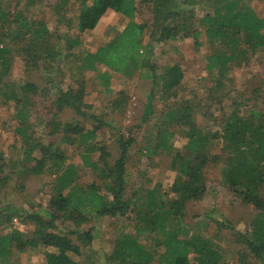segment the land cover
Instances as JSON below:
<instances>
[{"label":"trees","instance_id":"trees-1","mask_svg":"<svg viewBox=\"0 0 264 264\" xmlns=\"http://www.w3.org/2000/svg\"><path fill=\"white\" fill-rule=\"evenodd\" d=\"M78 1L80 8L75 24L79 34L93 30L101 18L110 13L124 15L129 22L94 53L80 57L74 52L80 44L78 38L68 34L53 37L44 22H29L20 13L9 14L0 6V43L8 40L16 47L26 73L42 68L46 71L49 67L55 68L58 73L60 65L70 61L77 64L79 73L96 70L97 64L123 76L147 68L151 72L147 77L158 89L155 93L152 90L148 96L146 113H152L151 105L156 93L163 99H178L184 79L179 63L164 67L157 78L153 72L154 66L149 63L152 41L165 44L187 39L193 42L194 47H199L204 39L209 46L204 66L214 82L209 90L211 97L225 89L224 80L233 65L246 63L249 53L264 50V18L259 17L245 0ZM60 2L55 5L56 10L60 8ZM202 4L208 8L197 18L193 7ZM139 7L145 8L149 15L147 20L140 23L134 21L137 14H142ZM14 25L17 27L11 31ZM145 30H148L149 43H144ZM62 39L64 47L61 52L58 43ZM8 47L6 44L4 48L0 45V66L4 70L8 63ZM83 84L80 83L76 90L57 87L58 97L54 101L56 113L70 108L76 114L86 116L81 104ZM7 87L9 89L10 86ZM36 89V85L29 82L20 87L11 85L4 97L6 101L11 100L26 107ZM121 96L122 93L119 94ZM231 105V111L223 117L220 129L214 133L200 130L191 121L192 115L200 112L198 105L177 100L166 110L164 117L168 124L175 123L178 132L187 138L184 154H172L170 139L174 133L168 129L159 130L154 143L153 149L170 157L172 169L182 178L170 187L176 197L167 203L160 194L159 185L150 190L136 191L125 199V164L128 149L134 143L133 138L125 141L121 137L118 140L120 152L111 164L108 149L97 143L98 131L102 127L108 128V124L93 116H89L94 120L90 129L70 123L60 129L59 124H53L51 133L61 131L62 141L79 147L83 164L89 169L99 170V179L104 187L97 182L86 186L77 183L76 169L72 165H63V154L51 143H37L30 147L27 158L31 157L30 151L33 150H38V155L30 158L34 164L29 172L38 175L50 163V167L57 168L59 173L56 191L46 210L26 215V219L35 225L31 237L16 231L0 235V261L7 263L13 251L40 248L44 264H74L70 254L80 255L81 249L91 244L93 234L91 230L73 231L76 237L73 240L59 233L55 225L57 221L69 222L79 228L94 218H127L129 215L133 232L120 235L114 241L113 249L107 256L108 264H155V261L156 264H228L224 260L225 249L213 241L218 230H213L209 239L190 234L180 226L187 203L204 198L207 191L205 170L214 166L219 170L221 185L235 194L242 204L251 205L254 213L247 232L240 233L224 223H219L217 227H230L236 237L235 242L245 246L246 250L239 252V264H264V107H254L241 114L236 103ZM25 138L28 140V137ZM210 144L218 145L219 152L210 149ZM96 152L99 155L93 160ZM2 180L0 178V182ZM102 188H106V193ZM169 218L179 225L176 229L166 227Z\"/></svg>","mask_w":264,"mask_h":264},{"label":"rangeland","instance_id":"rangeland-1","mask_svg":"<svg viewBox=\"0 0 264 264\" xmlns=\"http://www.w3.org/2000/svg\"><path fill=\"white\" fill-rule=\"evenodd\" d=\"M58 1L0 0V6L9 14L20 13L21 17L29 22H44L53 37L68 34L78 38L80 44L74 52L80 57L94 53L98 47L122 31L129 22L124 15L110 13L104 15L93 30L79 34L75 24L80 8L79 1L60 0L61 6L56 10L55 5ZM135 1L141 2V0ZM245 2L259 17L264 18L263 1L245 0ZM207 8L204 4L194 6L196 17L199 18ZM139 9L142 14H137L134 21L140 23L147 20L149 15L145 8L139 7ZM16 27L17 25H14L10 30L14 31ZM147 33L148 30H145L144 43H149ZM202 40L199 47H194L193 42L187 39L165 44L151 42L153 48L149 53V63L154 66L153 72L157 78L162 74L164 67L174 63H179L184 73L178 99H163L156 93L151 105L152 113H146L148 96L152 90L155 93L158 86H154L152 79L147 77L151 74L147 68L123 76L97 64L96 70L79 73L77 64L70 61L71 63L61 64L58 73L53 67H49L46 71L42 68L40 71L32 70L31 73H26L22 57L16 51V47L8 40L0 43L3 48L5 44L9 46V53L6 54L8 57L6 70L0 66V166L2 167L0 178L3 179L0 182V235L16 231L31 237L35 225L26 219V215L41 209L46 210L50 198L55 194L56 179L59 175L57 168L50 167V163H47L40 174L29 172V168L34 164L30 158L36 157L38 150L30 151V158H27V154L29 148L37 143L43 145L51 143L53 148L58 149L64 157L63 165H72L76 169L77 183L80 185L86 186L97 182L104 187L99 179V170L89 169L83 164L79 147L62 141L61 131L56 134L51 133L53 124H59L60 129L67 123L90 129L94 125V120L89 116L96 117L109 125L108 128L102 127L98 131L97 143L106 146L111 154L109 158L111 164L120 152L118 140L121 137L125 141L129 137L134 139V143L128 149V160L125 164V199L136 191L150 190L159 185L164 202L173 200L176 196L171 192L170 187L176 180L182 178L172 169L170 157L153 149L154 143L158 131L168 129L174 133L170 139L172 154L176 152L184 154L187 138L178 132L175 123L168 124L164 117L166 110L177 100L198 105L200 112L194 113L191 121L200 130L214 133L220 129L223 117L231 111L232 103L238 105L237 110H240L241 114L254 107H264V50L256 54L249 53L246 63L233 65L224 80L225 89L211 97L209 90L214 82L204 66V57L209 52V46L204 39ZM58 45L62 52L64 40L62 39ZM27 82L36 85L37 89L30 95L26 107L5 100L4 94L9 92L11 85L20 87ZM80 83H84L81 104L86 116H80L70 108L56 113L54 101L58 97L57 87H62L63 90L72 87L76 90ZM7 86H10L9 89ZM120 93L123 96L119 97ZM223 95H226V98ZM117 98V102L113 104ZM25 137H28V140ZM210 149L219 152V146L216 144H210ZM98 155L99 153L96 152L93 160H96ZM213 167L210 166L205 170L207 191L204 198L187 203L180 226L190 234L203 235L209 239L212 237L210 233L215 229L218 230V235L213 241L225 249L224 260L228 264H239V252L246 248L235 242L236 237L230 227L240 233L250 230L249 223L254 214L253 208L251 205L242 204L235 194L221 185L219 170ZM102 189L106 193V188ZM17 211L20 213H16ZM128 217L129 215L127 218L108 216L94 218L79 228L72 223H62V221H57L55 225L59 233L68 235L73 240H76L73 231L91 230L93 234L91 244L82 248L80 255L70 254L74 264H108L107 256L113 249L114 241L120 238V235H129L133 232ZM219 223L229 224L230 227H217ZM165 224L168 229H176L179 226L172 218H169ZM40 251V248H26L22 252L13 251L8 257V262L0 261V264H44Z\"/></svg>","mask_w":264,"mask_h":264}]
</instances>
